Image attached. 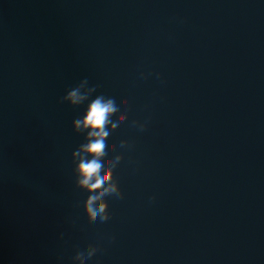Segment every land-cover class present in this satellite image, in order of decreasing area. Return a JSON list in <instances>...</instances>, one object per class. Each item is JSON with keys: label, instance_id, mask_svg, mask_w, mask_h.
I'll return each instance as SVG.
<instances>
[{"label": "water", "instance_id": "water-1", "mask_svg": "<svg viewBox=\"0 0 264 264\" xmlns=\"http://www.w3.org/2000/svg\"><path fill=\"white\" fill-rule=\"evenodd\" d=\"M82 79L127 98L107 219ZM0 264H264V0H0Z\"/></svg>", "mask_w": 264, "mask_h": 264}, {"label": "clouds", "instance_id": "clouds-1", "mask_svg": "<svg viewBox=\"0 0 264 264\" xmlns=\"http://www.w3.org/2000/svg\"><path fill=\"white\" fill-rule=\"evenodd\" d=\"M156 76L159 79L160 74ZM96 90L95 86H88L87 79H82L78 85L67 90L62 99L73 106L86 103L83 115L73 121L74 130L83 133L85 140L73 153V157L79 161L75 172L78 185L92 193L86 202L87 211L107 219L108 204L103 197L117 192V185L112 182L114 168L111 150L116 146L115 130L126 119L127 114L121 108L127 103V98L120 88L107 87L94 95ZM120 159L121 156H117L116 162ZM96 252L97 249L89 245L82 249L81 254L92 258Z\"/></svg>", "mask_w": 264, "mask_h": 264}]
</instances>
